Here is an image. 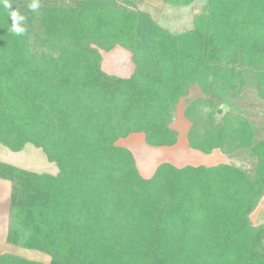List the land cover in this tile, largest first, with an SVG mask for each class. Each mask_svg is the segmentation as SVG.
I'll use <instances>...</instances> for the list:
<instances>
[{
    "label": "trees",
    "instance_id": "trees-1",
    "mask_svg": "<svg viewBox=\"0 0 264 264\" xmlns=\"http://www.w3.org/2000/svg\"><path fill=\"white\" fill-rule=\"evenodd\" d=\"M141 1L39 0L31 11L12 0L23 36L0 7V145L30 144L57 167L0 162L5 241L46 264H264V222L250 219L264 197V0H204L181 32ZM115 48L129 53L126 77L102 69ZM249 97L257 121L241 106ZM181 100L190 150L247 153L251 168L161 162L141 176L117 141L141 134L149 147H174ZM0 264L45 263L2 253Z\"/></svg>",
    "mask_w": 264,
    "mask_h": 264
},
{
    "label": "rangeland",
    "instance_id": "rangeland-1",
    "mask_svg": "<svg viewBox=\"0 0 264 264\" xmlns=\"http://www.w3.org/2000/svg\"><path fill=\"white\" fill-rule=\"evenodd\" d=\"M204 4V0H197L193 5L187 7H170L164 5L161 0H142L138 4V9L148 12L151 17L162 27L173 32H181L191 28L193 15L198 13ZM102 69L120 77L128 76L132 71V65L129 59V53L115 48L109 53L102 55ZM199 95L197 90L190 92L189 97L194 98ZM242 107L250 109L251 115L255 121L260 118V105L257 101L249 97L241 103ZM184 100H181L171 124V127L178 132L177 143L174 147L152 148L147 146L141 134L129 135L125 139H120L117 144L128 148L134 155L137 169L141 176L148 177L153 169L161 162H169L175 166L183 165H203L211 166L218 163H229L244 169H250V158L247 153H241L235 156H226L220 152H213L210 155H204L190 150L186 145V131L189 122L183 117ZM0 162L13 165L15 167L37 172L54 175L57 167L49 163L40 149L27 144L20 152H11L0 145ZM10 194V183L0 180V254L10 253L23 258L42 263H48L49 257L34 250L23 249L11 245L5 241L8 202ZM253 223L264 222V199L259 203V207L252 215Z\"/></svg>",
    "mask_w": 264,
    "mask_h": 264
},
{
    "label": "clouds",
    "instance_id": "clouds-1",
    "mask_svg": "<svg viewBox=\"0 0 264 264\" xmlns=\"http://www.w3.org/2000/svg\"><path fill=\"white\" fill-rule=\"evenodd\" d=\"M12 0H0V7L7 11L8 19L10 18V31L16 36H23L26 32V16L21 14L18 10L11 9ZM40 7L39 0H30L28 8L31 11H37Z\"/></svg>",
    "mask_w": 264,
    "mask_h": 264
},
{
    "label": "water",
    "instance_id": "water-1",
    "mask_svg": "<svg viewBox=\"0 0 264 264\" xmlns=\"http://www.w3.org/2000/svg\"><path fill=\"white\" fill-rule=\"evenodd\" d=\"M224 109H225V106L222 105V106L218 109L217 113H218V114L221 113Z\"/></svg>",
    "mask_w": 264,
    "mask_h": 264
},
{
    "label": "crops",
    "instance_id": "crops-1",
    "mask_svg": "<svg viewBox=\"0 0 264 264\" xmlns=\"http://www.w3.org/2000/svg\"><path fill=\"white\" fill-rule=\"evenodd\" d=\"M152 172H153V171H152ZM0 180H2V179H0ZM263 199H264V197L262 198V200H263ZM262 200H261V201H262ZM258 207H259V205H258ZM258 207H257V208H258ZM257 208H256V210H257ZM256 210L252 213V215L256 212ZM252 215L250 216V219H251ZM251 221H252V220H251ZM6 222H7V221H6ZM252 223H253V222H252ZM256 223H257V222H255V223H253V224H256Z\"/></svg>",
    "mask_w": 264,
    "mask_h": 264
}]
</instances>
